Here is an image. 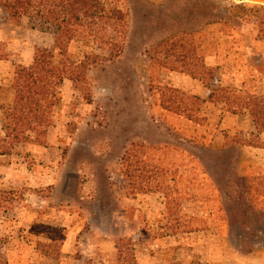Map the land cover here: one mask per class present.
<instances>
[{"label": "rangeland", "instance_id": "1", "mask_svg": "<svg viewBox=\"0 0 264 264\" xmlns=\"http://www.w3.org/2000/svg\"><path fill=\"white\" fill-rule=\"evenodd\" d=\"M217 1L224 21L206 25L196 21L195 0H122L130 34L116 59L93 40L72 42L68 63L92 58L86 83L76 89L66 79L57 90L45 136L30 131L28 140L0 150V264H115L120 240L132 241L137 264H264V218L253 229L232 225L234 195L226 189L231 174L264 176V151L232 143L251 132L248 112L226 120L230 113L210 102L222 87L264 94V41L256 26L264 0ZM186 31L219 67L208 89L181 72H151L147 46ZM56 33L39 19L15 20L0 0V138L8 133L17 67H30L44 48L60 61ZM161 86L203 98V120L160 107ZM130 152L146 163L141 171L127 170ZM157 165L168 169L175 189L171 215L162 173H148ZM140 181L145 186L133 190ZM254 207L264 212V197ZM104 239L114 251L101 252Z\"/></svg>", "mask_w": 264, "mask_h": 264}, {"label": "trees", "instance_id": "2", "mask_svg": "<svg viewBox=\"0 0 264 264\" xmlns=\"http://www.w3.org/2000/svg\"><path fill=\"white\" fill-rule=\"evenodd\" d=\"M2 2L15 20L30 17L55 26L61 58L57 61L53 52L45 48L39 49L30 67H17L13 83L15 99L6 118L8 133L4 138H0V150L3 148L7 150L8 146L28 140L27 134L30 131L41 136L46 135L51 123L49 118L51 110L59 100L57 90L61 89L66 79L72 81L76 89L86 83L88 63L92 58L90 56L79 64L68 63L65 54L72 42L80 39L93 40L102 51L110 54L111 59H116L125 53L130 28L128 13L123 8L122 0H2ZM193 6L199 18L196 21L205 19L206 25L224 21L221 17V5L217 0H195ZM256 26L259 27L257 40L264 41V15L256 22ZM189 28L193 29L192 26ZM199 44L197 34L194 31H186L181 35L170 33L147 46L146 50L151 54L152 74H155L158 68H165L184 73L200 81L205 88H210L219 67L208 63ZM8 58L4 56L2 59ZM95 58L93 57L94 61ZM210 102L223 106L227 113L241 115L248 112L258 135L253 139L235 138L232 139V143L242 147L264 149V142L259 137L264 133V94L222 87L211 93ZM204 104L205 100L198 95L175 87H159V105L168 113L200 123L203 120L201 112ZM228 140L230 137L227 135L226 141ZM154 150L159 151L160 148ZM232 154L234 156V150L226 152L222 161ZM135 159L137 156L130 152L125 159L127 170L139 172L141 170L137 169L138 166L146 165ZM227 163L224 161L223 165L227 166ZM148 167L150 170L148 173L154 175L162 173L159 186H162L167 198L166 211L171 215L175 205L173 194L175 189L168 183V169L160 165ZM144 184L143 181L134 184L133 190H141ZM226 189L229 196L234 195L232 197L235 202L234 212L230 214L232 225L255 228L264 218V212L254 207L259 198L264 197V176L249 178L240 177L236 173L231 174L226 181ZM116 245L118 254L115 264H137L136 257L132 254V241L120 240Z\"/></svg>", "mask_w": 264, "mask_h": 264}, {"label": "crops", "instance_id": "3", "mask_svg": "<svg viewBox=\"0 0 264 264\" xmlns=\"http://www.w3.org/2000/svg\"><path fill=\"white\" fill-rule=\"evenodd\" d=\"M30 31V30H29ZM32 32V31H31ZM31 59V58H30ZM33 61H34V59H32ZM31 64H27L26 66H30ZM175 88H177V87H175ZM179 89H181V88H179ZM199 96V95H198ZM177 116V115H176ZM227 116H228V118H230V119H236V120H241V117L242 116H245V115H235V114H227L226 115V120H229V119H227ZM178 117H181V116H178ZM181 118H183V119H186V118H184V117H181ZM248 118H249V121H250V127H251V132H255L257 135H258V132H257V130H256V127H255V125H254V123H253V121H252V119H251V117H250V114H248ZM187 121H190V122H193V121H191V120H189V119H186ZM194 123V122H193ZM251 132H248L247 133V136L248 137H245L246 139L248 138V139H250L251 137H254V135L251 133ZM226 136H227V133H223L222 134V138H224V142L226 141ZM259 137L261 138V140L264 142V133H262L261 135H259ZM244 148H246V149H255V150H262V151H264V149H259V148H254V147H250V146H245ZM102 243H104L103 245H102V250H101V252H103V253H105V254H108L109 252H111L112 250L114 251L115 250V247H113V245H112V242H111V240L109 239V240H105L104 239V241L102 242ZM107 245H108V247L110 248V249H107V248H105L104 246H106L107 247Z\"/></svg>", "mask_w": 264, "mask_h": 264}]
</instances>
